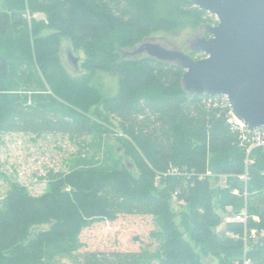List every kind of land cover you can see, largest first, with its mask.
Masks as SVG:
<instances>
[{
	"label": "trees",
	"instance_id": "trees-1",
	"mask_svg": "<svg viewBox=\"0 0 264 264\" xmlns=\"http://www.w3.org/2000/svg\"><path fill=\"white\" fill-rule=\"evenodd\" d=\"M0 1V148L12 134L82 147L42 194L10 186L0 264H147L137 252H81L83 229L119 216L154 219L160 264H264V146L247 154L224 99L188 94L175 63L120 53L165 29L166 12L213 16L191 0ZM62 38L83 53L82 70L115 78L113 96L69 77ZM109 137L111 155L88 159L87 139ZM241 212L244 223H225Z\"/></svg>",
	"mask_w": 264,
	"mask_h": 264
},
{
	"label": "rangeland",
	"instance_id": "rangeland-1",
	"mask_svg": "<svg viewBox=\"0 0 264 264\" xmlns=\"http://www.w3.org/2000/svg\"><path fill=\"white\" fill-rule=\"evenodd\" d=\"M165 14L168 16L165 29L150 34L139 44H157L166 50L179 51L194 59L203 58V54L194 51L193 45L196 40L207 38L206 28L216 25V18L213 16L215 20L203 18L196 21L176 13L166 12ZM35 18L38 20L44 17L37 14ZM49 33L48 29H39L36 37L43 39ZM33 41H35L34 38H31V42ZM139 44L127 47L120 53L132 52ZM59 47L60 64L70 78L81 80L89 77L105 97L116 93L117 84L114 77L104 73L91 74L81 69L84 55L81 51L71 48L67 39H60ZM67 53L78 59V69L70 65ZM142 56H146L145 53L138 57ZM221 98L226 102L225 97ZM113 139V137L107 138V141H104L106 143L87 139L91 148V150L87 149V152L96 155L89 156L88 159L102 164L103 158L111 155L109 150L117 147ZM78 148V143L58 135H47L41 138L23 134L6 136L0 148V204L12 184L25 187L31 195L42 194L46 190L47 175L50 172H66L69 167L82 159L79 157L82 147ZM173 208L180 209L176 203L173 204ZM159 233L154 219L150 216H119L113 220L104 219L82 230L79 235L82 243L81 252H137L143 254L147 264H160L157 253L160 242ZM204 263L219 264L215 259H206ZM32 264H37V261L35 260Z\"/></svg>",
	"mask_w": 264,
	"mask_h": 264
},
{
	"label": "water",
	"instance_id": "water-1",
	"mask_svg": "<svg viewBox=\"0 0 264 264\" xmlns=\"http://www.w3.org/2000/svg\"><path fill=\"white\" fill-rule=\"evenodd\" d=\"M214 16L217 24L206 28L209 38L196 40L193 59L179 51L150 43L139 44L123 56H146L175 63L184 73L188 94L225 97L230 114L248 130L264 128V0H191ZM78 69V59L67 53ZM128 163V160H126ZM130 166V165H129Z\"/></svg>",
	"mask_w": 264,
	"mask_h": 264
},
{
	"label": "built area",
	"instance_id": "built-area-1",
	"mask_svg": "<svg viewBox=\"0 0 264 264\" xmlns=\"http://www.w3.org/2000/svg\"><path fill=\"white\" fill-rule=\"evenodd\" d=\"M232 122H233L234 127L240 131L241 139L246 143L247 154L250 152V150H252L255 147L264 146V128L259 129V130L250 131L241 122L236 120L233 116H232ZM245 220H246V217L244 213H240L232 217H225L224 219L225 223H230L232 221L244 223Z\"/></svg>",
	"mask_w": 264,
	"mask_h": 264
},
{
	"label": "flooded vegetation",
	"instance_id": "flooded-vegetation-1",
	"mask_svg": "<svg viewBox=\"0 0 264 264\" xmlns=\"http://www.w3.org/2000/svg\"><path fill=\"white\" fill-rule=\"evenodd\" d=\"M206 36H207V38H209V37H210L208 34H207ZM193 47H194V45H193ZM203 58H204V57H203ZM193 59H194V58H193Z\"/></svg>",
	"mask_w": 264,
	"mask_h": 264
},
{
	"label": "bare ground",
	"instance_id": "bare-ground-1",
	"mask_svg": "<svg viewBox=\"0 0 264 264\" xmlns=\"http://www.w3.org/2000/svg\"><path fill=\"white\" fill-rule=\"evenodd\" d=\"M245 176V175H244ZM242 213V212H241Z\"/></svg>",
	"mask_w": 264,
	"mask_h": 264
}]
</instances>
